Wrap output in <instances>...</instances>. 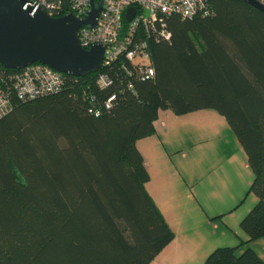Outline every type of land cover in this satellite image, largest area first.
<instances>
[{
    "label": "trees",
    "instance_id": "16d2710c",
    "mask_svg": "<svg viewBox=\"0 0 264 264\" xmlns=\"http://www.w3.org/2000/svg\"><path fill=\"white\" fill-rule=\"evenodd\" d=\"M61 1L65 9L72 0ZM207 3L211 15L166 17L169 41L149 38L151 79L121 57L81 77L62 74L58 92L27 100L12 92L0 118V264H151L176 236L148 191L138 147L156 135L162 110L217 111L254 173L246 237L205 264H264L250 247L238 252L264 237V12L245 0ZM130 26L124 19L123 31ZM137 33L146 38L142 25ZM100 74L111 79L104 89Z\"/></svg>",
    "mask_w": 264,
    "mask_h": 264
},
{
    "label": "crops",
    "instance_id": "0c3cea01",
    "mask_svg": "<svg viewBox=\"0 0 264 264\" xmlns=\"http://www.w3.org/2000/svg\"><path fill=\"white\" fill-rule=\"evenodd\" d=\"M203 112L207 111L175 115L169 110H162L156 121V135L138 141V147L151 174V180L147 184L148 191L176 234L175 239L151 264H205L206 257L215 248L236 246L242 237H246L241 221L255 205L257 197L254 194L246 196L254 175L251 173L253 171H249L252 169L242 145V149L236 146L237 152L225 157V161H240L245 177L242 176L243 172H239L237 176L232 168L227 167L215 178L213 174H209V179L195 174L184 178L179 170L180 164L174 161V153L167 145L168 140L164 138L172 130L168 129L169 122L175 123L187 118L189 123H200L205 120L197 116L204 114ZM230 136L233 138V135ZM198 144L204 145V142ZM174 149L181 152L184 148L178 146ZM209 149L212 146L208 145ZM179 156L186 158L187 155ZM215 158L216 154L208 156L206 165L202 167L207 171L209 167L218 166V158ZM192 164V169L199 172L197 159ZM238 177L240 178L237 179ZM201 241L205 245L201 246ZM246 247L254 249L264 258V237L241 246L238 252H243Z\"/></svg>",
    "mask_w": 264,
    "mask_h": 264
},
{
    "label": "built area",
    "instance_id": "2783aa9c",
    "mask_svg": "<svg viewBox=\"0 0 264 264\" xmlns=\"http://www.w3.org/2000/svg\"><path fill=\"white\" fill-rule=\"evenodd\" d=\"M42 4L52 16L73 13L79 18H85L90 11V0H72L64 9L61 0H36ZM102 1L97 22L93 27L81 26L78 36L82 47L90 49L96 44L105 46L104 64L108 65L121 57H126L133 63L137 77L151 79L156 71L151 61L149 38L159 40L171 39L167 29L166 17L178 14L182 17H192L196 13L211 15L213 9L208 0H96ZM129 7H135L136 13L130 28L123 31V20ZM140 9V12L138 11ZM142 25L146 38L142 39L137 33ZM111 79L106 74H100L97 85L106 88ZM62 73L41 64L33 63L15 72L8 73L0 69V118L7 115L13 108L11 94L16 93L21 99L27 100L49 93L58 92L63 88ZM132 87V85H130ZM116 96L111 95L104 107L111 108ZM95 115L101 114V109L93 104L89 110Z\"/></svg>",
    "mask_w": 264,
    "mask_h": 264
},
{
    "label": "water",
    "instance_id": "95a60500",
    "mask_svg": "<svg viewBox=\"0 0 264 264\" xmlns=\"http://www.w3.org/2000/svg\"><path fill=\"white\" fill-rule=\"evenodd\" d=\"M264 12L261 0H245ZM85 18L73 13L52 16L36 0H0V64L7 69H21L33 63L76 77L103 67L105 46L82 47L81 26H95L102 1L90 0ZM136 8L129 7L126 20L131 22Z\"/></svg>",
    "mask_w": 264,
    "mask_h": 264
},
{
    "label": "rangeland",
    "instance_id": "374dc122",
    "mask_svg": "<svg viewBox=\"0 0 264 264\" xmlns=\"http://www.w3.org/2000/svg\"><path fill=\"white\" fill-rule=\"evenodd\" d=\"M205 111L207 112H203L204 114L197 116L205 120L200 123L198 122L189 123L187 122L188 120L187 118L183 120H179L175 123L174 122L168 123L169 124L168 129H172V130H170L164 136V138L168 140L167 145L169 149L172 150L171 152L174 153L175 156L174 161H176V164H178L177 162H179L180 164L179 170H181L184 178H189L188 177L189 175H194V174L198 176H206L205 179H209L208 177L210 176L209 174H213V178H215L218 176L219 173L223 172L224 170L223 168H227V167L232 168L233 171L237 173V176H239V172H243L244 170L241 167L242 163H240V161L238 160H236V162L225 161V157L236 153L237 152L236 146L237 148L240 147V149H242L241 144L239 143L238 140H234L237 138L234 132H230L232 131L230 126L227 120L221 114H219L215 110H205ZM230 135H233V138ZM198 142H204V145L198 144ZM195 144H198L197 147H195ZM208 145L212 146L211 150L210 149L208 150ZM178 146H183L184 148L183 151L181 152L175 151L177 149L174 148ZM182 154L183 155L186 154L187 155L186 158H180L179 155ZM211 154H216L215 160L218 158L217 159L218 166L209 167L206 171V169L203 168L202 166L206 165L207 163L206 158L208 156L210 157ZM221 158L223 161H221ZM196 159L197 162H199V164L197 165L199 172H196L195 170L192 169L194 167L192 163L193 161H196ZM220 161L222 162L221 164ZM234 174L235 173L233 172V175ZM252 175H254V173ZM242 176L245 177L244 172ZM178 177H180V174ZM239 178L240 177H238L237 179ZM248 195H253V194L246 193V196ZM200 244L201 246H203L205 245V242L201 241Z\"/></svg>",
    "mask_w": 264,
    "mask_h": 264
}]
</instances>
